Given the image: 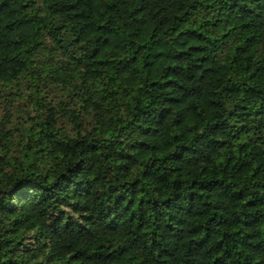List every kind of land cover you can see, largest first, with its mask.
Instances as JSON below:
<instances>
[{
  "label": "trees",
  "instance_id": "16d2710c",
  "mask_svg": "<svg viewBox=\"0 0 264 264\" xmlns=\"http://www.w3.org/2000/svg\"><path fill=\"white\" fill-rule=\"evenodd\" d=\"M0 264H264V0H0Z\"/></svg>",
  "mask_w": 264,
  "mask_h": 264
}]
</instances>
